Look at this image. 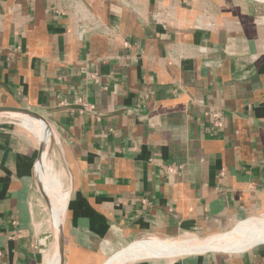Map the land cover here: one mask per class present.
I'll use <instances>...</instances> for the list:
<instances>
[{
	"label": "crops",
	"instance_id": "crops-1",
	"mask_svg": "<svg viewBox=\"0 0 264 264\" xmlns=\"http://www.w3.org/2000/svg\"><path fill=\"white\" fill-rule=\"evenodd\" d=\"M0 108L49 129L42 158L0 113V264H107L264 216V4L0 0ZM42 159L67 196L49 255ZM165 264H264V243Z\"/></svg>",
	"mask_w": 264,
	"mask_h": 264
},
{
	"label": "bare ground",
	"instance_id": "bare-ground-1",
	"mask_svg": "<svg viewBox=\"0 0 264 264\" xmlns=\"http://www.w3.org/2000/svg\"><path fill=\"white\" fill-rule=\"evenodd\" d=\"M255 1L264 2V0ZM12 115L22 119L19 123L20 126L37 135L40 142L45 144L48 141L49 129L46 122L35 119L31 116L29 117L34 120L29 119L25 117L27 115L21 113H14ZM38 167L42 176V179H40L41 181L39 182H41L42 189L46 191L48 201H50L51 205H53L52 211L55 216L54 225L56 226L60 223L62 213L66 206L67 196L65 194L62 196L57 194V191L55 190V185L57 184L51 173L49 176H46L45 174L42 175L44 171H49L50 165L42 159L41 164ZM258 243H264V219L254 218L249 221L239 222L230 232L216 234L204 239L189 236L166 240L144 239L142 241H137L131 244L123 252L115 255L107 264H129L137 258L169 257L174 259L185 254L200 253L205 251H236L250 248ZM45 264H58L57 251H55L52 259H49V257L46 258Z\"/></svg>",
	"mask_w": 264,
	"mask_h": 264
},
{
	"label": "rangeland",
	"instance_id": "rangeland-1",
	"mask_svg": "<svg viewBox=\"0 0 264 264\" xmlns=\"http://www.w3.org/2000/svg\"><path fill=\"white\" fill-rule=\"evenodd\" d=\"M249 1L252 2V3H255V4H264L263 1H261V2L255 1V0H249ZM25 117H27L29 119H33V118L29 117V116H25ZM2 120H7V121L9 120V121H11V122L14 123L13 125H15V128H17L19 130H22L24 132H27L25 129H23L24 127H21L20 124H19L22 119L17 118L14 115H10L9 114V118L2 119ZM32 135L35 136L34 134H32ZM35 139L37 140V137L36 136H35ZM43 156H44V153L42 152V158H43ZM47 162H48V160H47ZM56 169H57V167H56ZM50 173L55 178V182L57 184V185H55V190L57 191V194L59 196L64 195L65 192H66V190H65V180H64V177L62 175H60L61 173L58 172V171H56V170H54V172H49L48 170H46V171H44V173L42 175L45 174L46 176L47 175L49 176ZM41 179H42V176H41ZM44 192L46 194V191H44ZM45 196L47 198V203L48 204L47 205L43 204L42 210L40 211V218H41V220L39 221V227H40V232H39L40 238L39 239H40V242L44 244V245L42 244V249L44 251L48 250V252H44V254L45 255H49V254H53V252H51V250H53V248H54V250L55 249L57 250V248L59 250V245H58V242L56 240V232H55V225H54V221H55V218L54 217L55 216H54V213L52 211L53 210V207H52L53 205H51V202L48 201L47 194ZM256 218L257 219H264V216L256 217ZM252 219H254V218H251L249 220H252ZM249 220H246V221H249ZM232 230H230V231H232ZM230 231H228V232H230ZM225 233H227V232H225ZM192 237H194V236H192ZM204 238H199V239H204ZM144 239L147 240V239H156V238H153V237H143V238H141V239H139L137 241H142ZM133 243H135V242H133ZM171 260L172 259L169 258V257L137 258L136 260H133L129 264H165V263H167V262H169Z\"/></svg>",
	"mask_w": 264,
	"mask_h": 264
},
{
	"label": "water",
	"instance_id": "water-1",
	"mask_svg": "<svg viewBox=\"0 0 264 264\" xmlns=\"http://www.w3.org/2000/svg\"><path fill=\"white\" fill-rule=\"evenodd\" d=\"M21 113V114H24V115H27V116H31L35 119H38V120H43L42 117L35 113V112H32V111H29V110H26L24 108H0V113ZM43 143L40 142V148H39V153H41V151L43 150ZM60 257H61V249H60Z\"/></svg>",
	"mask_w": 264,
	"mask_h": 264
},
{
	"label": "built area",
	"instance_id": "built-area-1",
	"mask_svg": "<svg viewBox=\"0 0 264 264\" xmlns=\"http://www.w3.org/2000/svg\"><path fill=\"white\" fill-rule=\"evenodd\" d=\"M213 117L218 118V114H213ZM215 123H216V125H219V123H217V121Z\"/></svg>",
	"mask_w": 264,
	"mask_h": 264
}]
</instances>
